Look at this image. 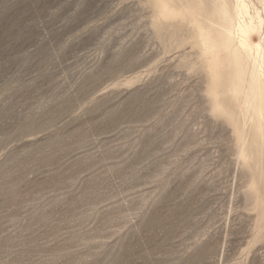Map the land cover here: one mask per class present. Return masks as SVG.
Here are the masks:
<instances>
[{
    "label": "rangeland",
    "instance_id": "374dc122",
    "mask_svg": "<svg viewBox=\"0 0 264 264\" xmlns=\"http://www.w3.org/2000/svg\"><path fill=\"white\" fill-rule=\"evenodd\" d=\"M224 1L264 56V1ZM219 22L216 0H0V264H264V110Z\"/></svg>",
    "mask_w": 264,
    "mask_h": 264
},
{
    "label": "bare ground",
    "instance_id": "6f19581e",
    "mask_svg": "<svg viewBox=\"0 0 264 264\" xmlns=\"http://www.w3.org/2000/svg\"><path fill=\"white\" fill-rule=\"evenodd\" d=\"M216 4L220 17L218 27L220 28L222 37L220 41L221 47H224L235 66L239 68L243 66L245 68L249 63L252 66L249 76L248 92L243 105L246 109L253 107L257 114H261L264 110V82L262 81L263 74L257 72V66H262L264 69V56L260 54V46H253L249 41V33L253 28V19L249 18L247 22L243 19L247 15L246 7L243 4L237 5L235 14L230 13L224 0H216ZM207 37L204 39V44L208 45L207 50L211 52L212 50L210 49H213L211 45L213 44L216 47L217 45L211 39L210 33H208ZM252 50L255 51V55H252ZM218 53L212 56L211 63H217ZM243 67L241 69L242 74L245 71ZM235 92L238 93L239 88L236 87ZM253 100L254 104L252 106ZM255 101H257L256 104Z\"/></svg>",
    "mask_w": 264,
    "mask_h": 264
}]
</instances>
